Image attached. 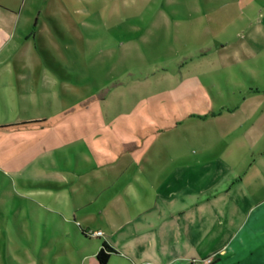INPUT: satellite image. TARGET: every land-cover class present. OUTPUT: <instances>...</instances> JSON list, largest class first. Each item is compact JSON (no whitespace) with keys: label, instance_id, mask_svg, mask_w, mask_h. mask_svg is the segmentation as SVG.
Listing matches in <instances>:
<instances>
[{"label":"rangeland","instance_id":"1","mask_svg":"<svg viewBox=\"0 0 264 264\" xmlns=\"http://www.w3.org/2000/svg\"><path fill=\"white\" fill-rule=\"evenodd\" d=\"M192 2L13 5L0 38L1 247L18 228L30 231L41 209L96 233L83 209L110 183V167L193 157L213 113L239 99L250 77L260 83L264 37L256 44L239 31L225 41L199 13L203 1ZM227 2L231 21L240 19L243 1Z\"/></svg>","mask_w":264,"mask_h":264},{"label":"crops","instance_id":"2","mask_svg":"<svg viewBox=\"0 0 264 264\" xmlns=\"http://www.w3.org/2000/svg\"><path fill=\"white\" fill-rule=\"evenodd\" d=\"M17 1L0 0V38L13 22L9 11ZM201 1L199 13L207 26L221 29L225 41L242 31L241 40L261 43L264 0H240V19L234 21L229 0ZM262 70L260 83L250 77L239 99L213 113L198 154L180 153L168 167H152L150 160L147 167H110V183L81 213L95 216L93 225L101 226L96 233L102 236L88 237V225L41 209L31 218L30 231L18 228L14 243L7 238L0 245V264H98L95 256L103 243L113 250L107 264H191L208 257L211 264H264ZM123 151L136 154L137 149ZM41 223L49 230L40 232Z\"/></svg>","mask_w":264,"mask_h":264},{"label":"trees","instance_id":"3","mask_svg":"<svg viewBox=\"0 0 264 264\" xmlns=\"http://www.w3.org/2000/svg\"><path fill=\"white\" fill-rule=\"evenodd\" d=\"M113 253V250L105 243L102 244L101 249L97 252L95 259L98 264H107L109 255ZM210 262L209 264H211Z\"/></svg>","mask_w":264,"mask_h":264},{"label":"built area","instance_id":"4","mask_svg":"<svg viewBox=\"0 0 264 264\" xmlns=\"http://www.w3.org/2000/svg\"><path fill=\"white\" fill-rule=\"evenodd\" d=\"M88 235L90 237H100L101 236V233L100 232H97V233H88ZM210 262H212V259L210 257L208 258H205L201 261H191V264H209Z\"/></svg>","mask_w":264,"mask_h":264}]
</instances>
